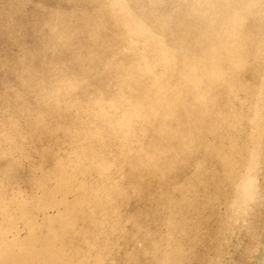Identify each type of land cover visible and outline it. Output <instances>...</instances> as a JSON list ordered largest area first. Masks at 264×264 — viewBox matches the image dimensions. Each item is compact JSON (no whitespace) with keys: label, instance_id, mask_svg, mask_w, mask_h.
Instances as JSON below:
<instances>
[{"label":"rangeland","instance_id":"rangeland-1","mask_svg":"<svg viewBox=\"0 0 264 264\" xmlns=\"http://www.w3.org/2000/svg\"><path fill=\"white\" fill-rule=\"evenodd\" d=\"M185 80L205 89L206 110ZM263 84L264 0H0L4 241L66 220L72 264H163L173 246L175 264H195L186 256L195 229L206 264H241L252 219L248 263H264V133L259 201L243 203L222 255L214 246L235 189L223 163L231 145L248 152ZM165 102L181 120L162 119ZM82 145L93 160L74 167L75 182L98 195L111 187L91 214L57 177Z\"/></svg>","mask_w":264,"mask_h":264},{"label":"bare ground","instance_id":"bare-ground-1","mask_svg":"<svg viewBox=\"0 0 264 264\" xmlns=\"http://www.w3.org/2000/svg\"><path fill=\"white\" fill-rule=\"evenodd\" d=\"M164 62L167 64L168 61L164 60ZM190 84L192 83H190L188 80H185L184 92L187 94L191 93L192 95H194L195 106L197 108L199 107V110H206L211 103L209 95L204 91V88L195 90L191 89ZM159 96L161 97L159 98ZM160 99H162L161 90H159L158 94L155 95L154 101L152 102L153 105L154 103L160 104L162 102ZM165 106L168 112H166L164 116H162L163 120H165L166 118H170L175 121H178L179 119L181 120L182 113L180 114V112L176 110L178 107L177 105L165 102ZM251 109L252 114L250 119L249 131V139L251 142L249 141L250 144L249 148L247 149L248 152H244V150L242 151L240 149V151H237L235 149V146L231 145V148L232 150H234L235 155L228 157L227 160H225L223 163V167L226 171V176H233L235 189H233L232 199L226 207L227 214L225 211V215L222 217V220H220L221 228L219 230L221 231V233L219 236V240H216L214 245L215 255L217 257L222 255V243H226L231 227L233 226V223L236 222V216L238 214L241 215L243 213L241 211L243 209V203L246 201L258 203L259 198L262 194V190L260 188L261 186L257 181V176L261 170L263 160L260 155L259 148L261 136L264 133V84L263 86L256 89ZM132 113H134L133 105L128 109L127 115L129 116ZM151 114V111H147L145 113V115ZM86 152L87 148L82 145L78 147L77 151L75 152L76 159L74 162H70V164L58 163L59 175H57V177L62 182L61 184L63 188L76 189L79 192V198L81 202L88 206L89 213L91 214L94 208H96L97 204L100 203V201H108L111 199L112 195L110 192L111 187L108 188L107 185V187L104 189V192L102 194L99 193L98 195L96 189H87L83 184L75 182L72 174L74 167H76L79 162H84V160H93L92 156H90ZM236 160L243 162H241L238 166V161ZM94 161L96 162V167L99 170L103 171V163L97 161V159H94ZM148 170L149 166L144 165V172L148 173ZM262 186L264 187V185ZM239 205H241V207H239ZM247 220L248 221L246 223V232L249 241L251 242V247L249 250L247 249V251L244 252L243 256L241 255V264H249L248 259L254 258L255 255L252 249V244L257 239V232L255 230L253 220ZM65 221L59 220V223H55L56 226H50L49 228L44 230H32L30 232L28 240L25 243L20 242L18 238H15L14 241H12L11 243H7L4 241L3 233L0 232V264H72V255L69 257L65 252L64 238L66 236L65 232H67V230H65L64 225ZM202 229L200 228V230ZM190 232L191 234L189 235L187 240L188 252H186V256L190 254V260H192L191 257H194L193 260L196 261L195 264H206L205 251L203 250L201 254H199L198 252L196 255L194 254L193 247L196 243V240H200L203 243V234L201 233L202 235L200 234L197 238V235L195 234V229L191 230ZM174 250H177V247L173 246L172 249L168 250L165 258L163 259V264H175L178 261V255L177 258H175L176 255L173 254L176 253ZM262 261L263 260H257L253 264H264ZM77 264L80 263L77 262ZM93 264H96V261H94Z\"/></svg>","mask_w":264,"mask_h":264}]
</instances>
